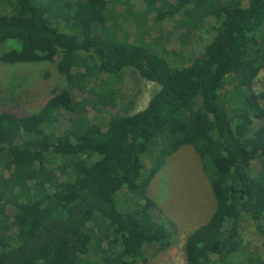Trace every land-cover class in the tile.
I'll return each mask as SVG.
<instances>
[{"label": "trees", "instance_id": "1", "mask_svg": "<svg viewBox=\"0 0 264 264\" xmlns=\"http://www.w3.org/2000/svg\"><path fill=\"white\" fill-rule=\"evenodd\" d=\"M156 1L126 42L124 0H2L0 62L55 63L68 86L30 116L0 112V264H149L174 231L147 188L185 145L216 209L189 233L187 262L264 259V0ZM178 18L188 28L174 32ZM88 62L110 84L134 69L157 88L142 109L104 110L71 84ZM250 225L257 241L244 239Z\"/></svg>", "mask_w": 264, "mask_h": 264}, {"label": "rangeland", "instance_id": "2", "mask_svg": "<svg viewBox=\"0 0 264 264\" xmlns=\"http://www.w3.org/2000/svg\"><path fill=\"white\" fill-rule=\"evenodd\" d=\"M165 1L157 0L156 6L164 4ZM124 2L131 14L123 23L127 42L131 37L132 26L145 16L143 12L146 10V3L145 0H129V3L124 0ZM0 7L6 8L2 0H0ZM155 12V8L148 9L147 17L154 15ZM173 22L174 32L188 28L182 18ZM163 35L170 48H179L176 40L170 38L169 34L163 33ZM147 40L149 44L158 43L157 35H150ZM179 53L187 62L189 57L187 49L180 50ZM91 65L92 63L88 62V69H82L75 75L71 84L77 87L78 94L88 95L93 105L104 110H108L111 102L119 107H130L129 111L142 109L157 88L156 84L144 79L134 69L125 72L122 83L110 84L103 78L97 77L95 72L90 70ZM67 86L66 79L57 71L55 63L13 65L0 62V112L14 110L19 114L30 116L43 106L53 90L60 91ZM254 88L260 95V103L264 107V69L256 79ZM118 106L113 110H117ZM66 119H68L66 127L72 124L71 129L80 133L81 123L76 116L66 113ZM200 160L192 146H182L165 158L163 166L157 168L156 176L147 188L148 195L156 201L158 209L156 215L170 222L172 225L170 229L174 231L171 246L149 264H189L184 250V243L189 233L207 223L216 212L209 180L202 170ZM259 179H261L260 175L256 180ZM258 234L251 225L243 231L246 240L256 239L257 241ZM95 237L98 239L96 233ZM260 262H264V259L254 255L250 263L259 264Z\"/></svg>", "mask_w": 264, "mask_h": 264}]
</instances>
